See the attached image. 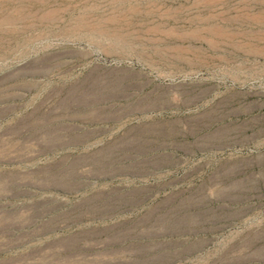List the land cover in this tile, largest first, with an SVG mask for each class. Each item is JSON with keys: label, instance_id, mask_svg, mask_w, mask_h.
<instances>
[{"label": "rangeland", "instance_id": "rangeland-1", "mask_svg": "<svg viewBox=\"0 0 264 264\" xmlns=\"http://www.w3.org/2000/svg\"><path fill=\"white\" fill-rule=\"evenodd\" d=\"M0 264H264V0H0Z\"/></svg>", "mask_w": 264, "mask_h": 264}]
</instances>
